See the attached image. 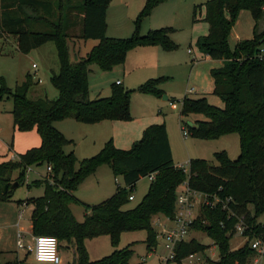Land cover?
<instances>
[{"label":"trees","instance_id":"1","mask_svg":"<svg viewBox=\"0 0 264 264\" xmlns=\"http://www.w3.org/2000/svg\"><path fill=\"white\" fill-rule=\"evenodd\" d=\"M166 0H145L134 20V31L129 37L106 35V11L111 0H0V37L14 36L18 51L28 54L48 42H53L59 62L57 72H52L51 83L58 96L31 99L28 96L34 85L33 75L27 73L24 81L12 89L1 79L0 100L13 101L14 127L18 131L36 129L41 138L38 147L19 154L16 160L0 163V201H11L10 188L4 186L25 183L28 167H51L53 182L34 180L28 187L42 186L41 196L17 200L16 203L33 204L31 233L33 236H53L58 240V250L72 246L74 259L69 264H131L132 245L119 248L123 232L145 230L148 252L158 244V234L153 219L157 215L172 218L176 210L180 185L188 179L191 188L219 197H230L226 208L202 206L191 230L201 231L217 246V260L207 259V264H246L253 251L245 242L236 249L229 246L235 234L234 225L243 217L247 225L244 237L264 238V62L260 49L264 48V30L254 32L251 39L238 41L233 49L227 37L241 10L250 12L256 24L264 10V0H207L194 6L193 21L198 10L205 8L204 20L209 31L198 39L197 45L212 59H222L224 64L211 70L214 91L222 106L211 104L206 96L184 97L180 117L191 137L213 140L235 133L239 152L230 159L224 150L214 153L211 161L190 159L188 174L175 165L166 125L148 126L141 138L129 149L117 148L112 139L94 155L78 159L74 151L65 146L73 144L54 123L74 119L83 124L103 120H131L130 96L136 90L143 94L162 97L161 84L168 77L150 78L136 89L112 83L110 95L89 97V66L96 64L100 70L109 71L123 64L129 51L144 46H159L165 51L178 48L170 34V27L141 32V24L159 4ZM81 25L78 35L83 40L95 39L97 44L85 54L73 59L68 45L69 31ZM175 102V99H171ZM201 114L197 127L188 125L191 115ZM102 165H108L116 183L115 192L97 204L85 205L83 221H78L71 204L81 201L75 196L77 187ZM14 171H18L15 179ZM150 174V181L142 200L133 208L125 209L136 183ZM108 235L113 251L99 259L89 257L85 241ZM192 237L177 245L176 264L191 254L208 249ZM2 252H0V255ZM24 260L1 261L0 264H23Z\"/></svg>","mask_w":264,"mask_h":264},{"label":"rangeland","instance_id":"2","mask_svg":"<svg viewBox=\"0 0 264 264\" xmlns=\"http://www.w3.org/2000/svg\"><path fill=\"white\" fill-rule=\"evenodd\" d=\"M81 0H72L73 4H80ZM145 0H111L109 4V27L107 28V34L115 35L117 38H125L131 36L134 31V20L139 13L140 10L139 6L144 5ZM168 1V0H166ZM171 1V2H170ZM193 0H169L167 5L172 12L176 9H179L180 5H190ZM206 0H197V3H202ZM139 2L138 7H135L136 3ZM162 11L164 15V2H162ZM133 4H135L133 6ZM152 14V13H151ZM145 21V20H144ZM141 24V32L142 26ZM162 28V27H161ZM173 30L171 31L172 35L175 32V28L170 27ZM149 31V30H148ZM147 31V32H148ZM81 32V25H77L76 27L72 28L69 33L70 36L68 38V45L70 48V53H72V58L77 59V56H84L92 46L97 44V40L95 39H88L82 40L79 38ZM143 33V32H142ZM178 35V40H174L175 43L178 44V48L175 52L183 53V49L188 48V40L189 36H187V32L183 30H176L175 34ZM108 36V35H107ZM6 38L0 37V86H1V79L4 80L5 84L9 88H14L16 84H20L24 81L25 76L27 73L33 75L34 85L30 88L28 92V96L31 99L37 98H44L48 97L50 99L56 98L58 96V90L54 87L51 83V75L52 72L50 68H55L56 72L59 68V62L55 50V45L53 42H48L45 46H40L38 48L33 49L28 54H24L18 51L17 41L15 40L14 36L6 35ZM85 41V42H83ZM133 53V52H132ZM130 56H127L123 64L116 65L113 67L111 71H101L99 70L96 64H91L89 66V77L91 79H96L99 75H103L102 79H98L95 82V87L97 88L95 91V95L98 92L102 95L110 94V85L116 78V74L118 69H122V67H126L127 72H130L133 66H137L140 69V72H146L151 70V64L145 61L144 56L138 54L137 56L132 59L130 62ZM132 64V65H129ZM98 67V68H97ZM119 67V68H117ZM117 68V69H116ZM115 69V70H114ZM139 72V73H140ZM154 74V73H150ZM138 73L134 74L135 79L131 80V85L125 84V88L134 90L139 85H135V80H138L137 77ZM160 77V76H154ZM154 77H148L154 78ZM187 77V71L181 69L177 71V77L171 79V82H174V88L180 89L181 82ZM122 78V77H120ZM38 79L41 81L39 82ZM146 79V80H147ZM92 80V81H93ZM145 82V80L143 81ZM142 82V83H143ZM165 82V81H164ZM164 82L161 84V88L164 91ZM140 83V84H142ZM129 86V87H128ZM185 86V83H184ZM165 95H167L164 92ZM136 95H145L134 90L130 96V110L132 106L137 103L138 108L142 101L140 100V96ZM149 95V94H148ZM153 96V95H152ZM156 97V96H154ZM162 99L160 101V107L162 114H164L165 120L167 118L170 119L171 122L177 124L175 127L174 133V144H175V153L176 159L175 163H185L187 159H205L208 161L213 162L216 164L214 159V153L216 151L222 150L224 148L223 145L218 144L217 142H213L211 140H202L188 136L187 139H183L181 134V129L179 126V114L181 110V99L183 97H175V103L169 105L168 101H164L162 97H156ZM211 104L221 107L222 103L216 95L209 96L208 100ZM13 108V101L11 98L4 97L0 100V110L2 111H10L12 114ZM132 115V113H131ZM200 119L205 120V116L198 114L196 115ZM13 117V114H12ZM185 121H189L188 118H184ZM83 124V123H82ZM81 125V124H80ZM233 134L232 136L235 137V140L229 141L225 148L228 150L227 156L230 159H235L238 155L239 148H238V138L237 134ZM73 141V140H72ZM198 141L200 144L194 145V143ZM74 142V141H73ZM74 144H70L65 146L64 150L69 152V147H74ZM12 160V159H11ZM94 176H88L80 185L81 188L85 193L89 194H97V198H109L115 191L116 188V181L112 175L111 169L108 165H102L97 172H95ZM46 166H34L32 167V171L28 173V180L25 178V183H20L17 187L10 188L12 191V196L16 200H25L26 198L30 197H37L41 196L44 192V188L42 186H31L28 187L27 181L32 183L34 180H42V181H49L46 177ZM18 175V171H14L12 174V178L15 179ZM119 185H123L121 178L117 177ZM50 182V181H49ZM85 182V183H84ZM150 184V180L148 177H144L140 179L134 188L131 191V195L134 196L133 200H130L124 207L125 209L133 208L136 206L146 194L148 190V186ZM78 186V187H79ZM77 187V189H78ZM76 189V190H77ZM75 190V191H76ZM105 200V199H104ZM98 202V201H96ZM87 202L81 201V203L76 202L72 203L70 207L73 209V214L78 221L84 220V214L86 212L85 205ZM89 204V203H88ZM26 207V210L23 213V229L21 230L22 234L24 235V245L29 246L32 245L31 241V234L28 232V216L30 211L33 209V204L30 203ZM162 221L156 219L154 217V225L157 230V234L162 232V229L167 228L170 225V222L167 221L166 218H163L162 215L159 216ZM146 231L145 230H136V231H128L123 232L119 242V248H123L128 245H132L133 255L131 258V264H176L174 261L170 262H163L162 257L165 256L166 252L164 249V243L162 239L158 238V244L156 248L148 252L146 249L145 239H146ZM195 237L201 243L208 245V249H206L203 253H197L196 256L189 260L184 259L183 264H207V259L217 260L218 258V250L217 246L214 244L213 240L206 236L204 232L191 230L190 235L188 238ZM245 242V238L237 233H235L229 240V246L231 249H236L240 247ZM85 245L87 246L89 255L92 259H99L103 256L110 254L113 251V247L110 243V238L108 235H103L99 237H94L92 239H88L85 241ZM20 255H22L24 259L23 264H27V262H31L33 260L32 253L28 252L27 249H18ZM60 257L62 259L61 264H69L72 263L74 259V249L72 246L68 248H61L59 250ZM145 258L143 261L142 258ZM3 262L6 261L5 259L2 260Z\"/></svg>","mask_w":264,"mask_h":264},{"label":"crops","instance_id":"3","mask_svg":"<svg viewBox=\"0 0 264 264\" xmlns=\"http://www.w3.org/2000/svg\"><path fill=\"white\" fill-rule=\"evenodd\" d=\"M168 2L169 0L164 2V15L161 9L163 3L159 4L156 8H154L152 14L144 21L142 26V32L146 33L148 30L161 28V27H173L176 30L180 29L186 31L187 36H189L188 48L186 49V51L185 49H183V53L175 52V50L165 51L159 46L137 47L129 51L127 54V56H130L129 57L130 62L134 57L137 56L138 58V54H141L142 56H144L145 61L151 64V68H150L151 70L146 72H140L139 67L137 66L135 67L129 63V65H132L131 67H134V69L132 68L130 72H127V69L124 66L122 67V69H118L117 73H114L116 74V78L113 82H111V84L112 83L117 84V82L120 81V84L123 87H125V84L131 85V80L133 78L135 79L134 77L135 73H138L136 77L138 80H135L136 81L135 83H137L135 85H140V83H142L144 80L146 81L148 77L165 76L168 77V79L164 82V92L167 94L168 100H164V99L163 100L168 101L169 105H171L170 103H172L171 99L175 97L197 98L201 96H206L207 99L209 100V96L213 95V91H214V79L211 75V70L221 67L224 64V60L222 59L216 60L210 58L197 45L198 39L202 36H205L209 31V25L204 20L205 8L201 7L198 10L197 20L193 21L192 17H193L194 6L199 5L201 3L198 4L197 0H193L190 5H180V7H178L179 9H176L174 12H172L171 9L168 7L171 5H167ZM138 4L139 2H137L136 5L133 4V6L135 5V7H138ZM140 7L141 8L143 7L142 4L141 6H139L138 10L141 9ZM108 12H109V7L107 8L106 11L107 28L109 27ZM107 28H106V33H107ZM262 30H264V10L261 15V18L257 21L256 24L254 23L249 11L241 10L238 13L235 23L232 26L229 35L227 37V43L229 48L233 49L234 45L238 41L243 39H251L254 32H260ZM175 32L172 35H170L173 41L178 40V35L177 33L175 34ZM107 35L110 37H115V35H111V34H107ZM3 38L8 39L6 35H4ZM42 46H45V44ZM70 54L72 55V53ZM179 69H181V72L183 70H186L187 77L184 80H182L181 88L175 89L174 82H171V79L177 77V71ZM50 71L56 72L55 68H50ZM151 72L154 74H150ZM102 78L103 75H99L96 79L93 80L88 75L89 97L91 99L110 95V94L102 95L99 92L98 94L95 95V91L97 89L95 87V82L98 79H102ZM189 90H192V92H189ZM109 91L111 92V85ZM136 96H140V100L142 101V103L140 105V108H138L137 103H135L132 106L131 120H103L94 124H82L74 119H64V120L56 121L54 125L68 139H71L75 142L74 147L71 146L69 147V151L71 150L74 151L77 158L82 159L96 154L103 147V145L108 139H112L117 148L129 149L136 141H138L141 138L144 130L148 126L152 124L164 123L167 128L170 147L172 150L173 160L175 163L176 153H175V144L173 139H174L175 127L177 126V124L171 122L169 118L165 120L164 114H162L160 107V101L162 99L156 98L148 94L136 95ZM188 120H189L188 122L196 123L197 120H201V119L196 115H191L188 118ZM179 126L182 134L183 125L181 122L180 114H179ZM232 135L233 134H226L211 141L223 145L224 148L221 149L228 154L229 152L227 148H225L226 146L224 145H227L229 141L233 142L235 140V137H233ZM188 136L189 134L186 137H184L182 134L183 139H187ZM40 144H41V138L35 128L29 131L16 130L14 127L13 117L10 111L0 110V163L7 160H11L17 157L19 154L26 152L30 148L40 146ZM196 144H200V143L196 141L194 145ZM185 161L186 162L190 161V158ZM182 164H184V162ZM175 165L178 166L181 165V163H177V164L175 163ZM95 172H97V170ZM94 174L90 176H94ZM80 186L74 192L75 196L80 201H84L87 202L86 204L89 203V205H92V204H97L103 201L104 199H106V198H97V194L91 195L89 193H85L82 189H80L82 187ZM16 201L17 200L13 197L11 201H0V252H2V254L0 255L1 261L3 259H5L6 261L14 260L15 258L19 260H24L23 258H25L22 255H20L17 247L18 233L23 229V215L22 217H20L21 204L16 203ZM28 205L29 204L25 206L24 211L26 210V207H29ZM32 210L29 213L27 222H28V230H29L28 232L31 234V241L33 243L34 236L31 233ZM71 211L72 213H74L72 207H71ZM159 216L160 215H157L155 216V218L162 221V219H160ZM163 218L166 217L163 216ZM169 226H171V222ZM90 259L92 258L90 257ZM27 264H39V263L35 262L33 257V260L31 262H27Z\"/></svg>","mask_w":264,"mask_h":264},{"label":"built area","instance_id":"4","mask_svg":"<svg viewBox=\"0 0 264 264\" xmlns=\"http://www.w3.org/2000/svg\"><path fill=\"white\" fill-rule=\"evenodd\" d=\"M190 52V50H189ZM260 59L264 62V48L260 49ZM40 82L41 80L38 79ZM120 84V81L117 82ZM192 92V90H189ZM172 102L170 104H174ZM182 134L184 137L188 135V131L183 127ZM17 157L12 160H16ZM182 168L189 177L190 173V161L185 162L184 164L178 165ZM32 171V167H28L26 171L25 178L28 180V173ZM51 173V167L46 168L45 177L52 183V176H49ZM149 180L155 178V174H150L147 176ZM116 183L119 185L117 178H115ZM26 183H29L28 181ZM130 200L134 199L133 195L129 196ZM230 197H219L216 194L210 195L197 191L189 185L188 179H186L179 187L176 201V210L172 218H167L171 222V226L162 229V232L159 233L158 238L162 239L164 243L165 256L162 257L163 262H170L175 260L176 257V248L177 245L183 241L188 240L190 235L191 226L194 221L197 219L200 209L202 206H207L214 208L216 205H221L224 209ZM26 203L21 204L20 217H22ZM247 230V225L243 221V217H238V222L234 225L235 233L243 236L244 231ZM244 237V236H243ZM248 242V245L253 251V255L246 264H264V238L260 236H253L248 239L244 237ZM18 249H27L28 252L33 254L35 262L39 264H61L62 259L58 250V240L53 236H34L32 245H24V235L20 231L18 233L17 240ZM196 254L189 255L186 259H193ZM144 261L145 258L143 257Z\"/></svg>","mask_w":264,"mask_h":264},{"label":"water","instance_id":"5","mask_svg":"<svg viewBox=\"0 0 264 264\" xmlns=\"http://www.w3.org/2000/svg\"><path fill=\"white\" fill-rule=\"evenodd\" d=\"M162 98H163L164 100H168V96L165 95V94H163ZM188 125H189L190 127H192V128L197 127V124H196V123H192V122H188ZM17 186H18L17 182L13 183L10 187L7 186V185H5V186H4V192H6L9 188H14V187H17Z\"/></svg>","mask_w":264,"mask_h":264}]
</instances>
